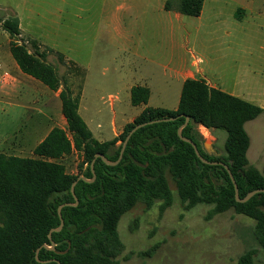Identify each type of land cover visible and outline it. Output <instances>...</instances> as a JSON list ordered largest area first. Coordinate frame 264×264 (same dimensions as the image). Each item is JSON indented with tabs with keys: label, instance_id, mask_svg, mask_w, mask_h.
I'll list each match as a JSON object with an SVG mask.
<instances>
[{
	"label": "rangeland",
	"instance_id": "rangeland-1",
	"mask_svg": "<svg viewBox=\"0 0 264 264\" xmlns=\"http://www.w3.org/2000/svg\"><path fill=\"white\" fill-rule=\"evenodd\" d=\"M167 3L170 10L165 9ZM179 4L180 0H0V20L18 18L29 48L34 50V41L46 51L48 62L75 94L81 84L80 113L98 136L101 132L103 141L113 140L115 129L140 110L132 106L127 84L151 88L149 107L177 110L183 86L178 72L183 68L204 78L198 71L211 66L224 76L229 90L238 86V94L245 92L244 100L264 109V0H206L200 17L180 14ZM9 57L14 61L9 35L0 26V63L16 79ZM74 66L84 71L82 76L75 75ZM36 83L34 106L41 108L42 89L50 90ZM2 87L0 141L26 134L32 116L20 109L8 114L11 101L2 97L11 87ZM258 119L247 130L252 146L264 149V114ZM200 131L203 143H215L217 152L224 153L225 131L217 130V137ZM43 136L33 131L31 144ZM24 156L34 157L31 148ZM61 162L68 173L79 174L77 154ZM173 190L174 203L163 214L156 203L151 209L140 204L123 216L118 228L125 245L121 264H239L251 250L257 251L255 264H264L254 220L230 210L207 221L211 207L186 211L174 186ZM151 249L155 251L150 257L138 255Z\"/></svg>",
	"mask_w": 264,
	"mask_h": 264
},
{
	"label": "trees",
	"instance_id": "trees-1",
	"mask_svg": "<svg viewBox=\"0 0 264 264\" xmlns=\"http://www.w3.org/2000/svg\"><path fill=\"white\" fill-rule=\"evenodd\" d=\"M204 3L180 0L178 11L184 16L200 17ZM165 9L170 10L168 3ZM0 26L9 35L10 53L22 73L54 92L60 91L62 114L67 121V130L54 128L35 148L34 158L0 155V264H43L36 260V252L44 245L52 246L49 233L61 225L59 207L76 203L73 184L80 176L93 179L91 165L97 155L118 161L129 133L143 124L148 125L133 134L119 165L108 166L97 159L96 181L78 182L75 193L79 205L63 208L65 226L53 234L55 250L43 248L40 260L49 261L45 264H121L119 257L125 250L118 231L121 219L140 204L151 209L160 203L163 214L174 203L173 186L186 211L200 205L211 207L207 221L230 210L254 220L255 235L264 250V193L239 203L227 169L204 164L193 146L178 135L186 117H190L183 136L198 145L206 160L229 167L240 198L245 199L254 191L264 190V168L259 170L249 162L251 139L246 131L247 123L260 117L263 108L212 88L203 79H187L176 111L147 107L121 135L99 142L79 113L81 92L73 93L58 69L48 62V53L41 52L36 42L31 43L33 51L29 48L22 39L19 19L0 20ZM59 61L64 63L62 55ZM74 70L75 75H83L79 68L74 66ZM150 97L147 87L131 90L134 107L147 106ZM165 119L175 120L149 124ZM200 127L227 133L221 156L201 149L205 139ZM73 153L81 159L78 175L68 173L61 162ZM154 251L138 255L150 257ZM256 255V250L247 252L239 264H255Z\"/></svg>",
	"mask_w": 264,
	"mask_h": 264
},
{
	"label": "crops",
	"instance_id": "crops-1",
	"mask_svg": "<svg viewBox=\"0 0 264 264\" xmlns=\"http://www.w3.org/2000/svg\"><path fill=\"white\" fill-rule=\"evenodd\" d=\"M204 5H205V3H204ZM239 10L237 11V13L239 12ZM202 13H203V11H202ZM21 32H22V30H21ZM9 67L15 74L17 85H16V82H15L13 84V86H11V88L7 87V88H10V89H7V88H6L7 90L4 89L5 92L3 93V97L2 98L11 101V103H10V111L8 112V114H10V115L17 114L18 109H20V110L31 111L32 112V116L29 117L28 120H27V123H28L27 130L28 131H27L26 134H22L23 136L21 135L20 137H14L13 136V137H10V138L9 137L4 138V140L1 139V141H0V144H1L0 145L1 146L0 155L4 154V155H7V156H15V157H20V158H34L35 156L34 157L24 156L25 150L31 148V154L34 155L35 148L42 141H44V139L49 135V133L54 128H60V129H63V130H67V121H66L65 117L62 114V103H61V100H60V91L59 92H54V91H52L50 89H49L50 91H47V89H42L43 90L42 91L43 95L41 97V100H39V102L41 103V108L40 107L37 108V107L34 106L38 101L36 99V93H35V91L33 89V88H35V84H37L36 80L31 78V77H29V76H27V75H25V74H23L22 71L20 70V68L18 67L17 63L12 61V60H10V57H9ZM4 68H5L6 71L10 72V70H8L5 66H4ZM198 72L203 74L204 78H198L193 72H191L190 70H188L186 68H183L181 72H178V76L182 77V79H183L182 83L183 84H184V82L187 79H197V80L203 79L212 88L219 89V90H221L223 92H226V93H228L230 95H233V96H236V97L244 99L243 95L245 94V92H241L242 94H238V92H237V87L238 86H235V88H232L233 90H229V88H227L226 81L224 80V76L222 74L215 73L216 71H214L211 68V66L206 67L204 69H201ZM212 80L219 81L220 84H215V83L211 82ZM80 81H81V83H83V78L82 77L80 78ZM137 86H142V85H137ZM80 87H81V84L79 85V91H80ZM133 87H135V85H133V84H127L126 87H125V89L127 91H130V95H131V90H132ZM143 87H147L151 91V88L149 86H143ZM71 89H72L73 93L75 94L74 89L73 88H71ZM75 95H77V94H75ZM21 100L22 101L23 100H27L28 104L25 105V106H20V105L14 104L12 102V101H21ZM147 107H149V106L148 105L147 106H139L138 108H140V110L136 114L135 117H133L131 120L126 121L121 126V128L119 130L115 129L114 138L113 139H115L116 137L121 135L123 133L125 127L128 124L132 123ZM80 109H81V107L79 105V113H80ZM80 115H81V113H80ZM35 117H37V118H35ZM258 118H260V117H258ZM258 118L256 119L257 121L260 120ZM256 120H253L251 122H254V121L257 122ZM84 121L87 123V125L90 128V130L92 131L94 137L99 142H108V141L101 140L99 138V137H101L100 136L101 132H98L99 133V136H98L95 133V131L92 130V128L88 124V122L85 119H84ZM249 123H247V125H246L247 133H248L247 126H248ZM42 124H47V125L43 126ZM260 124H262V123H260ZM0 126H1V124H0ZM98 129H101L100 126L97 127V130ZM200 129L205 130V131H207L209 133L211 132V134H213L214 136L217 137L216 131L207 130L204 127H200ZM33 131H37L39 136L42 135V134L44 136L37 143L35 142V143L31 144V139L32 138L29 139V136L33 133ZM11 138H13V140H11ZM250 139H251V137H250ZM213 144H215V143H213ZM254 151H255V154H254ZM74 154H77V153H73L72 155H74ZM77 156L79 157L78 154H77ZM248 159H249L250 164L253 165L254 167H256L257 169L262 170L264 168V149L258 148V147H253L252 146V140H251V146H250V149H249V152H248Z\"/></svg>",
	"mask_w": 264,
	"mask_h": 264
},
{
	"label": "water",
	"instance_id": "water-1",
	"mask_svg": "<svg viewBox=\"0 0 264 264\" xmlns=\"http://www.w3.org/2000/svg\"><path fill=\"white\" fill-rule=\"evenodd\" d=\"M174 120H175V119H165V120L155 121V122H152V123H149V124L159 123V122H162V121L168 122V121H174ZM189 123H190V117H186V122H185V124L182 125V126L179 128V130H178V135H179V137H180L184 142H187V143H189V144H191V145L193 146V148H194V150H195L197 156L200 158V160H201L204 164H208V165H222V166H224V167L227 169V171H228V173H229V175H230V177H231V179H232V182H233V184H234V187H235V196H236V199H237V201H238L239 203H246V202H248L251 198H253L256 194L264 193V190H257V191H254V192L250 193L245 199H241V198H240V195H239V187H238V185H237V183H236V181H235V178H234L233 174L231 173L229 167L226 166L224 163H221V162H210V161L206 160V159L201 155L198 145H197L196 143H194L191 139H188V138H186V137L183 136V130L186 128V126H187ZM146 125H148V124L139 125V126H137L135 129H133V130L129 133V135L127 136L125 142L123 143L122 150H121L120 157H119L118 161H116V162H112V161H109V160L107 159V157L104 156V155H97L96 158L94 159L92 165H91V171H92V173H93V179H92V180H87L84 176H80L79 179L73 184L71 191H72V194H73V196H74V198H75L76 203H75V204L67 203V204H64V205H62V206L59 207V209H58V214H59V217H60V220H61V225H60L59 228L54 229V230H51V232L49 233V239H50V241H51V243H52V246L49 247V246H47V245H44V246H42L41 248H39V249L37 250V252H36V260H37L39 263H43V264H45V263H48V262H49V261H41L40 258H39L40 251H41L43 248H45V249H47V250H51V251H54V250H55L56 244H55L54 241H53V234H54V233H59V232H61V231L63 230L64 226H65V221H64V219H63V215H62V210H63V208H65V207H77V206L79 205V200H78V198H77V196H76V193H75V188H76V185L78 184V182H79L80 180H83V181H85V182H87V183H94V182L96 181V179H97V175H96V172H95V163H96L97 159H102V160L104 161V163H106L108 166H117V165H119L120 162H121L122 159H123V156H124L125 150H126V148H127V145H128V143H129L131 137L133 136V134H134L135 132H137L139 129L145 127ZM201 149H202L204 152L208 153L209 155H212V153H214V156H216V157L221 156V154L217 152V150H216L214 144H212V145H208V144H206V143H202V144H201ZM57 262H58V261H57ZM58 263L61 264L60 262H58Z\"/></svg>",
	"mask_w": 264,
	"mask_h": 264
},
{
	"label": "built area",
	"instance_id": "built-area-1",
	"mask_svg": "<svg viewBox=\"0 0 264 264\" xmlns=\"http://www.w3.org/2000/svg\"><path fill=\"white\" fill-rule=\"evenodd\" d=\"M16 79L6 71L4 66L0 63V84L3 87H11L15 83Z\"/></svg>",
	"mask_w": 264,
	"mask_h": 264
}]
</instances>
